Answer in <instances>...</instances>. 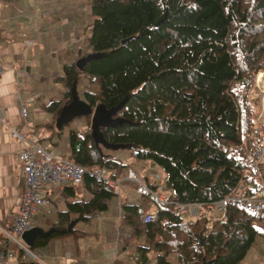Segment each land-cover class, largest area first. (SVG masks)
I'll list each match as a JSON object with an SVG mask.
<instances>
[{
	"label": "trees",
	"instance_id": "16d2710c",
	"mask_svg": "<svg viewBox=\"0 0 264 264\" xmlns=\"http://www.w3.org/2000/svg\"><path fill=\"white\" fill-rule=\"evenodd\" d=\"M90 7L93 19L83 39L88 49L75 45L76 55L57 79L65 93L45 106L52 113L42 125L50 133L47 139L52 142L63 133L56 120L71 101L74 84L94 110L124 103L114 116L123 122L102 127L104 137L129 148L136 160L163 167L172 194L163 203L148 180L127 178L133 163L98 147L92 115L82 116L85 129L70 131L68 157L87 170L107 171L109 181L85 173L80 183L88 195L76 201L75 186L66 187L69 209L59 211L55 220L47 218L42 227L55 230L38 238L34 249L86 236L90 231L77 223L108 211L112 198L119 196L120 231L130 229L119 242L122 250L135 246L133 264H246L249 251L264 236L255 224L264 221V213L231 203L211 223L201 217L204 213L187 221L176 206L214 209L238 188L262 189L264 154L258 157L255 143L264 136V123L257 117L261 104L252 95L256 72L264 67V0H90ZM89 55L94 56L80 69L77 61ZM83 76L97 88L81 93ZM111 180L119 181L120 195ZM142 184L158 197L137 192ZM129 187L133 200L124 195ZM156 208L153 220L145 222L143 217ZM16 253L19 264H39L21 248ZM121 263L124 259L116 258L111 264Z\"/></svg>",
	"mask_w": 264,
	"mask_h": 264
},
{
	"label": "crops",
	"instance_id": "0c3cea01",
	"mask_svg": "<svg viewBox=\"0 0 264 264\" xmlns=\"http://www.w3.org/2000/svg\"><path fill=\"white\" fill-rule=\"evenodd\" d=\"M85 1L0 0V250L5 245L1 227L7 228L14 221L25 188L18 160L21 142L13 130L17 129L30 140L45 146L43 143L50 133L42 125L52 119V113L45 106L65 93L57 79L63 75L65 64L76 55L74 47H79L75 45L84 46V35H88L91 17L82 11L86 4L82 7L81 2ZM23 101L28 102V120L20 112ZM65 188L55 189L52 198L55 200L58 196L59 202L63 199L67 202L69 196ZM78 192L84 194L83 187H79ZM54 200L53 205H60ZM120 201L119 198L114 221L119 228ZM114 227L106 222L109 240L116 241L113 251L101 247L100 231L94 227L78 239L70 236L52 240L46 259L42 256L44 249L39 248L41 254L35 253L45 264H111L116 257L124 259L121 264H133L131 251L135 246L121 251L120 245L130 229H122L117 237ZM257 244L249 251L246 264H263L264 249ZM115 250L118 254L112 258Z\"/></svg>",
	"mask_w": 264,
	"mask_h": 264
},
{
	"label": "built area",
	"instance_id": "2783aa9c",
	"mask_svg": "<svg viewBox=\"0 0 264 264\" xmlns=\"http://www.w3.org/2000/svg\"><path fill=\"white\" fill-rule=\"evenodd\" d=\"M1 70V66H0ZM33 100V99H31ZM0 104V112H1ZM21 115L25 120L29 119V106L27 101L22 102ZM263 113L262 116H259ZM258 114V120L264 123V105L262 102L261 111ZM14 135L19 137L21 142V149L19 152L18 160L21 165V173L24 179V194L20 209L12 224L9 227H1V231L5 235L4 248L0 250V264H19L16 249H23L26 255L34 259L39 264H45L42 257L37 255L32 248L23 239V234L32 229L34 224L31 219L34 218L39 212L44 211L45 214L52 213L53 198L51 193L55 189L68 186H73L75 182H81L85 173H89L90 176L97 178L98 180L109 181L108 172L105 170H87L82 164L73 162L68 156H62L55 154L52 150L39 144L38 141L30 140L26 134L20 131L13 130ZM255 133H259V129H255ZM255 153L261 158L264 154V136L256 139ZM242 157L246 155L242 154ZM249 162L252 164L253 159L251 156H247ZM258 167L256 164V173ZM127 178L135 179L136 172L134 169H130L127 174ZM69 183L68 185H65ZM115 186V192L117 195L121 194V189L117 185L119 181H110ZM137 192L142 194H153L158 197L156 193H153L151 189L142 184ZM160 200L163 203L167 202V199L162 195ZM236 204L239 207L245 208L250 213L259 212L264 213V184L262 183L261 191H255L251 185L238 188L235 192L229 195L227 198L218 201L214 210L224 213L229 204ZM205 207L201 204H178L176 206V212L179 215H192L198 217L201 215V211ZM211 209V208H210ZM159 212L156 208L149 214H146L143 219L145 222L153 220L154 216Z\"/></svg>",
	"mask_w": 264,
	"mask_h": 264
},
{
	"label": "rangeland",
	"instance_id": "374dc122",
	"mask_svg": "<svg viewBox=\"0 0 264 264\" xmlns=\"http://www.w3.org/2000/svg\"><path fill=\"white\" fill-rule=\"evenodd\" d=\"M86 4V5H85ZM82 7L85 5V11L82 10L84 13H88L89 16L93 19L92 14H91V7H90V0H86L85 2H81ZM92 21V20H91ZM89 33V30H88ZM84 47H86V49L84 51H86L88 49V45L84 44ZM83 47V48H84ZM75 49H78L76 47H74ZM264 71V67L261 68L260 70H258L256 72L257 75V84L255 86L254 92H253V99L255 100V102L258 104V106L260 105L262 108V102L264 105V79L262 78V80L259 79V75L261 74V72L263 73ZM97 83L96 82H92L90 80V78L88 76H83L81 78L80 84H79V89L80 92H84L85 90H87L88 88H97ZM263 113H260L259 116H262ZM85 118L84 117H76L73 121H71L70 123L66 124L64 126L63 129V133L60 137H55L53 139V144L50 143L49 139L46 140L45 143H43L46 148L52 150L53 153L55 154H59L62 156H67L69 149H70V131L71 130H80L81 132L84 131V127H83V123H84ZM45 133H43L44 136ZM38 138V137H37ZM48 142V143H47ZM50 147V148H49ZM108 149V148H107ZM109 154L111 156H114L116 158H120L121 161H129L133 163L134 169L136 171V180L137 181H144V182H148L152 185H154L156 187L155 191L157 192V194L159 195H163L165 197H169L172 194V190L166 185V180H167V174L165 172V169L163 167H161L158 164H155L154 162H152V160H136V158L134 157V155H132L131 150L129 148H118V149H110L109 148ZM69 183H66L65 185H68ZM74 186L76 188L77 191V195L76 198H73V201H76L77 199H79V197L82 196H87L88 193L84 192V194H80L78 192L79 187H82L80 182H75ZM129 191H131V187L128 188ZM56 191V190H55ZM55 191L53 193H51V196L54 197L55 195ZM124 192V195H126L125 197L128 198L129 200H133V197L129 196L128 193L133 194L134 192ZM78 196V197H77ZM119 199V196H114L110 202V208L108 211H103L100 212L98 214V217H95L94 219H92L90 222H85V221H81L79 223H77V228H82V229H87V230H94V227L97 229V231H100V235H99V241L101 242V247L104 248L107 251H113L114 248H116V241L114 240H109L110 235H108L106 233V222L112 224V226L114 227V229H117L116 231V236L118 237V234L120 232V228L116 227V224H114V221H116V209L118 208L117 206V201ZM54 200V199H53ZM57 201L60 205H53L52 206V213L50 214H45L44 211L39 212L34 218L31 219V222L34 225H39V226H46V220L48 219H52L55 220L58 212L61 210H68L69 207L66 204L65 199H63V202H59V197H55V200ZM201 213L203 215H201V217H208L209 221L212 223L215 220L219 219L220 217H222V215H224L223 213L216 211L214 209H209V208H205L201 211ZM188 217V218H187ZM185 220L189 221L192 219H196L194 216L192 215H187L185 217H183ZM189 219V220H188ZM197 220V219H196ZM194 220V221H196ZM209 223V224H211ZM255 224L257 225V227L260 229V233H262L264 235V221L261 220H256ZM124 229V228H122ZM94 237V235H93ZM92 237V239H93ZM260 244V246L264 249V236H260L258 242ZM257 244V246L259 245ZM255 246V247H257ZM45 250V255L42 254V256L46 259V256H48V249L49 246L42 248ZM34 252L39 253L40 251L39 248L38 249H34ZM121 251H123L121 249ZM132 257H133V261H135L134 259V255H135V251L134 249H132ZM41 254V253H39ZM117 251L115 250V255H113L112 258L117 256ZM155 253L153 252L151 254V259L154 258ZM117 258V257H116ZM153 260H151L150 264H154L152 262Z\"/></svg>",
	"mask_w": 264,
	"mask_h": 264
},
{
	"label": "water",
	"instance_id": "95a60500",
	"mask_svg": "<svg viewBox=\"0 0 264 264\" xmlns=\"http://www.w3.org/2000/svg\"><path fill=\"white\" fill-rule=\"evenodd\" d=\"M93 56L94 55H89L80 58L77 61V66L80 69H83L85 63ZM123 106L124 103L112 108H106L104 105H102L94 110L86 100L81 98L77 89V85L74 84L71 88V101L61 109L56 120V128L61 130L66 124L73 121L76 117L92 115V137L94 138L96 145L98 147L102 145L106 148L118 149L123 145L107 141L101 128L112 127L122 123L123 120L121 118H115L114 116L119 112V110L122 109ZM76 223L77 219L69 224L68 229L71 230L76 225ZM54 230V227L50 228L49 230H45L43 227L34 226L32 229L26 231L23 234V239L31 248H34L35 242L38 238L50 237Z\"/></svg>",
	"mask_w": 264,
	"mask_h": 264
},
{
	"label": "bare ground",
	"instance_id": "6f19581e",
	"mask_svg": "<svg viewBox=\"0 0 264 264\" xmlns=\"http://www.w3.org/2000/svg\"><path fill=\"white\" fill-rule=\"evenodd\" d=\"M262 78L264 79V73H261V74L259 75V79L262 80Z\"/></svg>",
	"mask_w": 264,
	"mask_h": 264
}]
</instances>
